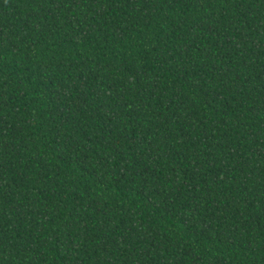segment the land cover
<instances>
[{
	"label": "trees",
	"instance_id": "16d2710c",
	"mask_svg": "<svg viewBox=\"0 0 264 264\" xmlns=\"http://www.w3.org/2000/svg\"><path fill=\"white\" fill-rule=\"evenodd\" d=\"M0 264H264V0H0Z\"/></svg>",
	"mask_w": 264,
	"mask_h": 264
}]
</instances>
